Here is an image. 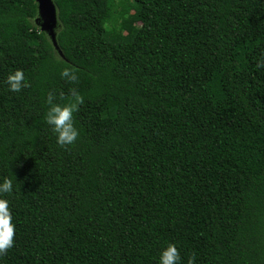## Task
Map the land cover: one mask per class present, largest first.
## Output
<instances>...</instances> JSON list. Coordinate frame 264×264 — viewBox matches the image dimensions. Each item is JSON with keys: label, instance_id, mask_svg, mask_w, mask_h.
<instances>
[{"label": "trees", "instance_id": "16d2710c", "mask_svg": "<svg viewBox=\"0 0 264 264\" xmlns=\"http://www.w3.org/2000/svg\"><path fill=\"white\" fill-rule=\"evenodd\" d=\"M54 2L63 57L34 0H0V264H158L168 243L264 264V0ZM73 90L61 146L45 117Z\"/></svg>", "mask_w": 264, "mask_h": 264}, {"label": "clouds", "instance_id": "9594fccd", "mask_svg": "<svg viewBox=\"0 0 264 264\" xmlns=\"http://www.w3.org/2000/svg\"><path fill=\"white\" fill-rule=\"evenodd\" d=\"M256 66L264 67V60L258 61ZM67 70L62 73L66 75ZM74 79V77H71ZM7 83L9 90L16 92L21 89L22 82L24 81L23 72L16 70L7 76ZM74 100L71 103L61 105H53L45 119L46 122L52 125V132L56 135V142L61 146L70 145L77 137V130L73 125V113L77 110L78 106L83 103V98L75 93ZM13 191V182L9 178H3L0 182V194L10 193ZM14 224L12 223V215L9 209V201L0 198V254L6 252L13 246L14 240ZM180 255L175 244L168 243L163 247L159 253L158 264H179ZM188 264H192L190 259Z\"/></svg>", "mask_w": 264, "mask_h": 264}, {"label": "water", "instance_id": "95a60500", "mask_svg": "<svg viewBox=\"0 0 264 264\" xmlns=\"http://www.w3.org/2000/svg\"><path fill=\"white\" fill-rule=\"evenodd\" d=\"M37 4V17L35 24L50 39L54 49L63 57V53L57 42V30L61 28L58 19V10L54 0H34Z\"/></svg>", "mask_w": 264, "mask_h": 264}, {"label": "rangeland", "instance_id": "374dc122", "mask_svg": "<svg viewBox=\"0 0 264 264\" xmlns=\"http://www.w3.org/2000/svg\"><path fill=\"white\" fill-rule=\"evenodd\" d=\"M119 10H121V5L120 4H117V11H119ZM121 24L123 25V19L121 17H119L118 24H117V26H118L119 29H120V25ZM122 30L124 31L125 34L130 33V31H131V25H130V23H125L124 26H123V28H122Z\"/></svg>", "mask_w": 264, "mask_h": 264}]
</instances>
